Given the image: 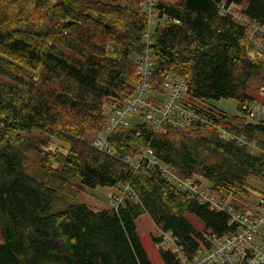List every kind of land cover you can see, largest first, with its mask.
<instances>
[{
	"label": "trees",
	"instance_id": "trees-1",
	"mask_svg": "<svg viewBox=\"0 0 264 264\" xmlns=\"http://www.w3.org/2000/svg\"><path fill=\"white\" fill-rule=\"evenodd\" d=\"M142 2L0 0V264H156L138 231L142 218L155 231H172L190 257L204 231L233 230L227 215L191 199L148 161L136 169L147 148L181 179L204 181L218 194L244 200L251 183L264 186V124L240 116L223 114L217 126L260 151L252 154L214 128L159 132L136 119L112 133L111 154L85 138L105 128L107 109L134 94V56L143 52L148 30ZM223 2L264 26V0L158 2L151 46L156 92L173 74L188 81L193 101L241 105L264 86V64L242 46L247 27L220 15ZM51 140L68 146V154L44 151ZM126 187L135 197L125 193L118 210L95 212L77 201L86 189ZM158 257L175 264L170 253Z\"/></svg>",
	"mask_w": 264,
	"mask_h": 264
},
{
	"label": "built area",
	"instance_id": "built-area-1",
	"mask_svg": "<svg viewBox=\"0 0 264 264\" xmlns=\"http://www.w3.org/2000/svg\"><path fill=\"white\" fill-rule=\"evenodd\" d=\"M159 1L165 0H143L141 3L143 14L148 21V30L143 34V52L134 56L138 76L134 94L125 98L119 107L109 109L107 124L103 130L96 132L91 141L92 146L111 154L109 138L112 133L118 128H130L132 120L136 119L159 132H163L167 127L201 131L214 128L218 130L221 138L227 141L235 140L238 146L248 147L252 154L260 151L255 142H249L244 135L237 136L219 128L216 120L221 114L204 108L199 101H193L189 96V83L186 79L167 74L162 92H156L151 83L154 63L151 46L153 33L159 24L156 10ZM219 13L231 17L234 23L247 27V40L242 43L246 55L251 61L264 64V26L251 20L242 12L241 7L235 4L227 5L223 2L219 5ZM165 19L166 23H169L168 19ZM173 23L180 25L177 20H173ZM250 97L251 99L239 105L241 114L238 116L245 118L249 123L264 124V86L250 94ZM48 147H45L44 151L47 152ZM49 152L51 151L47 153ZM143 160L148 161L149 166L157 169L164 180L188 194L191 199L207 206L211 212L227 215L229 226L234 227L231 232L221 236L211 230L204 231L202 244L193 257L186 253L179 238L172 231L156 228L157 251L173 255L175 264H264V207L245 211L237 209L232 193L218 194L202 182L181 179L176 169L162 164L153 156L150 148L145 150L136 164V169L140 168ZM124 191L132 198L135 197L129 187ZM124 194L117 199L115 210L121 205Z\"/></svg>",
	"mask_w": 264,
	"mask_h": 264
},
{
	"label": "rangeland",
	"instance_id": "rangeland-1",
	"mask_svg": "<svg viewBox=\"0 0 264 264\" xmlns=\"http://www.w3.org/2000/svg\"><path fill=\"white\" fill-rule=\"evenodd\" d=\"M170 1V0H165ZM252 93V92H251ZM254 94V93H252ZM199 103V102H197ZM204 108H209L211 111H215L221 115L227 114L232 116H238L241 114L239 109L238 102L234 100H220V101H209L208 103L201 102L199 103ZM107 113L109 110L107 109ZM96 136V132L90 133L86 135V139L92 141ZM52 144V145H49ZM47 150L51 155L61 156V158L68 154V146L64 145L59 140H51ZM43 148V149H44ZM47 151V152H48ZM49 165L54 169L58 167V164L50 161ZM203 184L206 185L204 181ZM252 192L251 196L244 200L236 199L234 204H239L243 206L245 209L258 210L264 207V186L258 183H251ZM125 193L123 189H109V188H97L96 190L86 189L85 191L79 193L77 201L80 203H84L88 205L93 211L98 212L107 208H114V206L118 203L117 199L121 198V196ZM246 205V207H245ZM191 222L199 229H202V224L196 218H190ZM138 231L142 238V241L146 247L148 254L153 258L156 264H161V261L158 257V251L155 248V244L153 245L152 239L155 235V230L152 224L144 223L143 218L137 221ZM2 243L1 235H0V244Z\"/></svg>",
	"mask_w": 264,
	"mask_h": 264
}]
</instances>
